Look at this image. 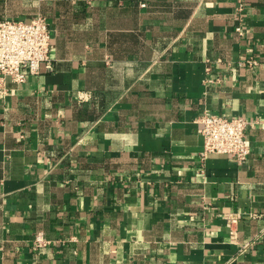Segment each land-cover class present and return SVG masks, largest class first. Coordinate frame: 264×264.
Segmentation results:
<instances>
[{
    "label": "crops",
    "instance_id": "obj_1",
    "mask_svg": "<svg viewBox=\"0 0 264 264\" xmlns=\"http://www.w3.org/2000/svg\"><path fill=\"white\" fill-rule=\"evenodd\" d=\"M38 14L55 69L0 98V264H264V0H0ZM206 110L249 121L246 162H202Z\"/></svg>",
    "mask_w": 264,
    "mask_h": 264
},
{
    "label": "built area",
    "instance_id": "obj_2",
    "mask_svg": "<svg viewBox=\"0 0 264 264\" xmlns=\"http://www.w3.org/2000/svg\"><path fill=\"white\" fill-rule=\"evenodd\" d=\"M243 3H239L236 18L242 20ZM236 30L243 34L241 24ZM52 31L47 17L38 14L30 19L0 18V98H4L10 88L8 82L22 83L30 75L41 74L55 69L54 58L51 55ZM109 62V59H107ZM249 65L259 63L258 58L249 57ZM244 61L239 63L244 64ZM209 69V68H208ZM208 81H215L208 78ZM79 97L85 98L83 94ZM201 123L200 132L204 138L201 160L204 162L212 154L227 155L239 163L248 159L251 149L247 138L249 121L243 116H228L206 110L198 117ZM202 169H204L202 167ZM232 237L238 233L237 222L242 217L241 212L225 213ZM52 241L43 231L35 233L33 249L50 244Z\"/></svg>",
    "mask_w": 264,
    "mask_h": 264
}]
</instances>
